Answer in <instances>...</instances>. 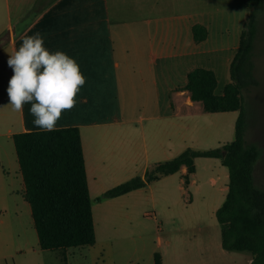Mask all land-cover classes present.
Masks as SVG:
<instances>
[{
  "label": "crops",
  "instance_id": "0c3cea01",
  "mask_svg": "<svg viewBox=\"0 0 264 264\" xmlns=\"http://www.w3.org/2000/svg\"><path fill=\"white\" fill-rule=\"evenodd\" d=\"M135 2L128 7L119 0H4L16 21L33 6L40 11L19 28L9 22L6 33L0 30L5 39L0 41V264L9 259L16 264L17 255L30 260L32 254V264H41L38 240L24 246L14 237L22 214L31 213L12 135L40 130L30 103L22 113L7 107L13 75L8 53L18 50L25 36L39 33L47 50L66 53L85 77L75 107L62 113L56 127L79 128L89 192L91 185L103 193L109 183L143 176L149 166L187 147L198 149L217 130L194 116L203 110L201 103L183 86L192 68L203 67L215 73V93L222 92L230 81L245 9L208 8L207 0ZM195 24L206 29L198 41ZM180 170L186 172L184 166Z\"/></svg>",
  "mask_w": 264,
  "mask_h": 264
},
{
  "label": "trees",
  "instance_id": "16d2710c",
  "mask_svg": "<svg viewBox=\"0 0 264 264\" xmlns=\"http://www.w3.org/2000/svg\"><path fill=\"white\" fill-rule=\"evenodd\" d=\"M264 0H246L251 7L242 29L240 44L229 67L230 81L215 93L216 76L211 69L194 67L183 86L191 100L199 101L205 112L237 110L234 138L217 148H185L172 158L147 168L108 188L102 197H115L143 187L146 183L186 168L184 180L195 171L199 156L219 157L228 169L225 199L216 208L221 227V246L246 251L249 264H264V190L254 183L253 171L260 157L259 147L245 139L247 113L244 90L257 85L254 64L255 13ZM40 8L32 14L35 15ZM195 40L206 36V29L193 26ZM23 181V196L41 249L91 245L95 242L92 201L89 192L79 128L56 127L54 131L30 130L12 135ZM157 264L159 259L156 260Z\"/></svg>",
  "mask_w": 264,
  "mask_h": 264
},
{
  "label": "rangeland",
  "instance_id": "374dc122",
  "mask_svg": "<svg viewBox=\"0 0 264 264\" xmlns=\"http://www.w3.org/2000/svg\"><path fill=\"white\" fill-rule=\"evenodd\" d=\"M119 1L128 7L136 3V0ZM206 3L213 9L232 4L243 7V23L252 11L246 0H207ZM37 9L38 5L26 9L22 19L16 21L7 11L4 0H0V30L6 33L9 22L14 27H21ZM255 27L253 51L258 84L244 90L245 139L260 149L253 177L255 185L264 190V2L255 13ZM0 41L3 44L5 39ZM208 115L201 108L194 113L201 122L217 129L199 143L197 148L201 150L220 147L234 138L238 111ZM194 163V182H191L190 175L186 183L179 169L118 199L102 197V193L95 192L91 185L95 242L42 249L41 264H157V259L160 264H249L251 255L248 252L226 250L221 246V227L215 210L225 199L227 167L219 157L199 156ZM107 186L114 185L109 183ZM14 237L17 245L37 244L32 218L27 212L22 214ZM22 257H15L16 264H32L34 261L33 254L30 260ZM9 264H13L11 259Z\"/></svg>",
  "mask_w": 264,
  "mask_h": 264
},
{
  "label": "clouds",
  "instance_id": "9594fccd",
  "mask_svg": "<svg viewBox=\"0 0 264 264\" xmlns=\"http://www.w3.org/2000/svg\"><path fill=\"white\" fill-rule=\"evenodd\" d=\"M13 75L7 88V107L22 113L30 103L33 123L45 132L54 131L64 111L76 105L75 97L85 84L77 62L62 51L50 52L37 33L23 38L18 50L8 53Z\"/></svg>",
  "mask_w": 264,
  "mask_h": 264
}]
</instances>
